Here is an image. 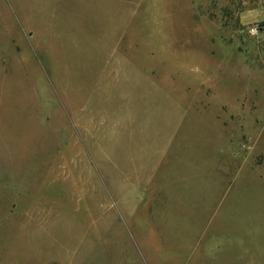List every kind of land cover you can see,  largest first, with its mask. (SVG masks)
<instances>
[{"label":"rangeland","instance_id":"rangeland-1","mask_svg":"<svg viewBox=\"0 0 264 264\" xmlns=\"http://www.w3.org/2000/svg\"><path fill=\"white\" fill-rule=\"evenodd\" d=\"M260 8L0 0V257L264 264Z\"/></svg>","mask_w":264,"mask_h":264},{"label":"crops","instance_id":"crops-1","mask_svg":"<svg viewBox=\"0 0 264 264\" xmlns=\"http://www.w3.org/2000/svg\"><path fill=\"white\" fill-rule=\"evenodd\" d=\"M243 21L247 24H258L264 22V8L250 10L243 14ZM263 42L261 45V52L264 58V30L262 31ZM35 222V220H33ZM44 231H46L44 229ZM44 236L39 235V237H30L28 234H15L11 236V241L16 245H22V247H29V242H37L35 248H29L22 250L21 254H17L14 249H6L1 254L0 264H80L83 263L82 260L79 261V251L71 248H63L62 237L56 236V247L55 249H47L46 240ZM52 238V237H51ZM54 239V238H53ZM58 242V243H57Z\"/></svg>","mask_w":264,"mask_h":264},{"label":"built area","instance_id":"built-area-1","mask_svg":"<svg viewBox=\"0 0 264 264\" xmlns=\"http://www.w3.org/2000/svg\"><path fill=\"white\" fill-rule=\"evenodd\" d=\"M261 31V26L260 24H254L251 28H250V32L252 34H258Z\"/></svg>","mask_w":264,"mask_h":264},{"label":"trees","instance_id":"trees-1","mask_svg":"<svg viewBox=\"0 0 264 264\" xmlns=\"http://www.w3.org/2000/svg\"><path fill=\"white\" fill-rule=\"evenodd\" d=\"M260 26H261V31H263V30H264V22H262V23L260 24Z\"/></svg>","mask_w":264,"mask_h":264}]
</instances>
